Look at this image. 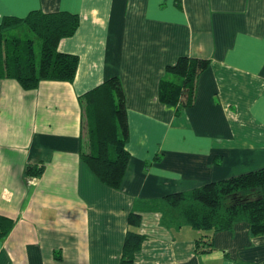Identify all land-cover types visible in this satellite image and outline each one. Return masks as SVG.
<instances>
[{"label":"crops","instance_id":"obj_1","mask_svg":"<svg viewBox=\"0 0 264 264\" xmlns=\"http://www.w3.org/2000/svg\"><path fill=\"white\" fill-rule=\"evenodd\" d=\"M34 9L79 16L58 43L78 64L72 81L34 89L0 78V215L13 220L0 264H120L130 212L144 236L131 264H264V234L246 222L197 252V232L160 208L168 193L264 166V0H0V23ZM181 55L209 65L175 111L158 84ZM114 75L130 155L120 188L79 156V96Z\"/></svg>","mask_w":264,"mask_h":264},{"label":"trees","instance_id":"obj_2","mask_svg":"<svg viewBox=\"0 0 264 264\" xmlns=\"http://www.w3.org/2000/svg\"><path fill=\"white\" fill-rule=\"evenodd\" d=\"M79 16L68 11L31 10L24 17L4 16L0 23V78L15 79L22 88L34 89L42 80L72 81L78 56L58 50L61 38L71 36ZM21 28V29H18ZM15 30H18L14 34ZM19 31H22L21 34ZM39 50L36 51V42ZM209 65L208 58L179 56L164 67L158 84L159 100L175 111L194 101L197 77ZM81 106L80 160L105 185L120 188L129 161L125 94L119 76L108 77L79 96ZM43 168L26 166L25 175H40ZM165 215L195 230L196 251L212 247V236L230 230L238 222L251 235L264 234V166L212 181L160 198ZM120 264H131L144 236L141 218L127 217ZM13 220L0 215V238L11 230Z\"/></svg>","mask_w":264,"mask_h":264},{"label":"rangeland","instance_id":"obj_3","mask_svg":"<svg viewBox=\"0 0 264 264\" xmlns=\"http://www.w3.org/2000/svg\"><path fill=\"white\" fill-rule=\"evenodd\" d=\"M18 29H21V28H18ZM18 32V30H15V32H14V34H16ZM21 34H23V32L22 31H19ZM35 42H36V45H35V47H36V51H38L39 50V42L37 41V40H35Z\"/></svg>","mask_w":264,"mask_h":264}]
</instances>
